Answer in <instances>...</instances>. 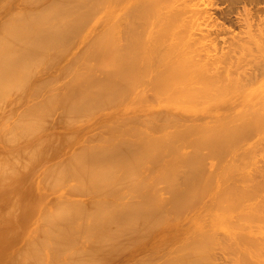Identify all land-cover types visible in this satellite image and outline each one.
I'll return each mask as SVG.
<instances>
[{
  "label": "bare ground",
  "instance_id": "1",
  "mask_svg": "<svg viewBox=\"0 0 264 264\" xmlns=\"http://www.w3.org/2000/svg\"><path fill=\"white\" fill-rule=\"evenodd\" d=\"M174 1L0 0V104L23 103L16 120L0 130V182L8 173L19 180L28 172L30 178L22 189L0 192V206L28 200L32 208L26 210L33 214L25 228L27 241L17 251L20 264H214L208 251L218 242L215 228H194L180 236L174 220L203 195H209L204 210L209 208L212 218L214 210L264 209V163L257 169L252 161L248 169L241 157L253 156L251 149L264 143V0H220L223 6L214 15L212 1H185L194 6L187 7L191 18L199 19L205 31L196 35L198 40L192 38L195 33L187 34L189 41L181 39L188 45L209 42L224 28L231 33L225 37L228 44L239 52L231 54V66L226 60L227 66L213 65L211 53L197 58L200 47L197 57L184 47L180 52L181 40L167 43L171 35L179 38L176 22L185 12ZM110 3L105 21L114 17L113 25L93 32L63 63L89 17ZM214 18L246 34L234 33L223 22L217 28L210 23ZM126 29L130 33L124 35ZM55 67L56 75L44 72L37 79ZM244 81L250 88L238 99L236 88ZM147 89L156 105L145 96ZM200 98L207 104L197 112L192 103ZM244 143H251V149L244 147L251 153L242 150ZM59 152L61 159L46 161ZM259 159L264 161V154ZM178 165L187 168L181 174L185 188L177 181ZM214 175L252 186H235L230 196L222 189L214 194ZM246 218L250 224L235 237L230 233L233 241L225 247L238 254L241 264H264V225L251 224L253 214ZM151 235L157 236L154 247L143 249Z\"/></svg>",
  "mask_w": 264,
  "mask_h": 264
},
{
  "label": "rangeland",
  "instance_id": "2",
  "mask_svg": "<svg viewBox=\"0 0 264 264\" xmlns=\"http://www.w3.org/2000/svg\"><path fill=\"white\" fill-rule=\"evenodd\" d=\"M174 1V0H173ZM186 0H182V2H179V3H177V1L175 0L174 2H176V4H177V6L178 5H181V7L180 6H178L180 9H182V11H185V12H190L189 14H187V13H185L186 15H184V13H182V17H180L179 18V21H180V19H182L181 21L182 22H179V21H177L176 22V28H178V29H176V31H178V30H180V31H178L179 32V38L177 39V38H175L176 37V35L175 36H173V35H171L170 37H169V39H168V41H167V43H169L170 41L173 43V42H175L176 43V41H184L185 40V37L187 36V34H193V33H195L194 34V36L192 35V38H197V36L199 35V33L201 32V30L202 31H205V28H204V26H203V24H201L202 22L199 20V19H196L195 20V18H191L192 17V11H191V6L192 7H194L193 5H191L192 3V1L193 0H187V1H189L191 4L189 5V2L188 3H186L185 2ZM209 1H212V2H210V5L212 4L214 7L216 6V4H217V6H218V8H213V6L211 5V8H210V12L211 13H213V15L215 14L214 12L215 11H217L221 6H223V3H221L220 2V0L218 1V0H207L206 2L207 3H209ZM217 1V2H216ZM184 3H186V4H188V5H185ZM214 3H215V5H214ZM176 4H173V5H175L176 6ZM221 4V5H220ZM210 5L208 4V8L210 7ZM202 6H203V4H202ZM220 6V7H219ZM236 6H238L237 7V9H239L240 7H239V4H236ZM187 7H190V8H187ZM98 8V7H97ZM103 7H100L99 6V8L98 9H96L95 10V12L92 14V16H90L89 18V20H90V22H86V26H85V28L82 30V32H81V34L79 35V36H82L81 38H80V40H79V42H77L78 40H76V42L74 43V44H72L71 45V47L65 52V59H64V61H63V63L66 61V60H68V59H70L69 57H72L73 56V53H76V50H79V47H81L82 46V44H83V42L91 35H94V34H92L93 32H95V34L97 33V32H100L102 29H104V28H106L105 26H109V27H111V25H113V22H111V21H113V18L114 17H109L106 21H105V19L107 18V12H112L111 10H112V3H110L108 6H107V8L105 7V8H103ZM185 8H187V9H185ZM213 8V9H212ZM184 9V10H183ZM215 9V10H214ZM217 9V10H216ZM187 10H189V11H187ZM106 14V15H105ZM185 17H184V16ZM187 15H189V17L187 16ZM112 16V15H111ZM186 17H188V18H186ZM233 18H234V20H237L236 19V17H234V16H232ZM184 18V19H183ZM189 18H191V19H194L193 21L191 20V19H189ZM100 19H102V20H100ZM220 19L221 18H219V20L218 19H213V20H215V21H212V22H210L211 24L212 23H215L216 25H217V28H218V23L219 22H223V26L225 27H231L232 29H233V32L234 33H237V32H240V30H239V28L238 27H233V26H230V23L228 22V21H224L223 19H221V21H220ZM98 20H100V22H103V24L101 25V24H99L98 25V23H99V21ZM218 20V21H217ZM223 20V21H222ZM197 22V21H199V22H197V25L194 23V22ZM112 24H111V23ZM178 22L179 23H181L180 24V26H179V24H178ZM201 22V23H200ZM218 22V23H217ZM226 22V23H225ZM111 24V25H107V24ZM229 23V24H228ZM97 24V25H96ZM198 24H200V25H198ZM227 24V25H226ZM177 26H179V27H177ZM214 26V25H213ZM199 28H201V29H199ZM235 28H236V30H235ZM238 28V29H237ZM123 29H125V27H123ZM223 29L224 28H222V29H220V30H218L217 31V36H220V37H217L214 33H212V35H211V42L209 41L208 42V40H203L202 41V39L201 40H199V42L198 41H194L193 43H191L192 45L193 44H195V45H191V44H189L188 45V43H187V41H186V43H185V41L182 43L181 41V49H179V51L181 52V51H183V49L185 50V51H192V52H196L195 54L194 53H192V54H194L195 55V57H197V56H199L200 55V53H198L199 51H200V49H201V55H200V57H197V58H203L204 57V55H205V58H203V59H201V60H204V59H207V58H209L207 55L208 54H210V55H212V57H213V55L214 54H216V55H214V57L212 58L211 56V58H209L210 60L212 59V62H213V60H214V62H213V65H215V64H217V65H220V66H231V64H233V63H231V64H228V63H230L231 61L233 62L234 60H232V56H231V54L234 56V54L236 55V56H238V51H237V48L235 47L234 48V44L232 45V47H231V45H229L228 43V40L226 39V38H230V35H231V33H229L228 31L226 32V31H223ZM239 30V31H238ZM244 30V29H243ZM128 30L126 29V31H125V33H124V35H126V33L128 34V33H130L129 31L127 32ZM236 31V32H235ZM85 32V33H84ZM184 32V33H183ZM222 32V33H221ZM226 32V33H225ZM242 32V31H241ZM241 32L240 33H237L238 35H243L245 32H243L242 34H241ZM83 33V34H82ZM229 33V34H228ZM180 34H182V36L180 35ZM214 34V35H213ZM223 36H222V35ZM227 34V35H226ZM246 34V33H245ZM197 35V36H196ZM225 35V36H224ZM229 35V36H228ZM122 36H123V34H122ZM244 36V35H243ZM112 37V36H111ZM125 37H127V36H125ZM188 37L189 36H187L186 37V39L189 41V39H188ZM215 37V38H214ZM222 37V38H221ZM226 37V38H225ZM171 38H172V40H171ZM184 39V40H182V39ZM220 38V39H219ZM79 39V38H78ZM124 39V38H123ZM122 39V40H123ZM214 39H216V40H214ZM226 39V40H225ZM176 40V41H175ZM192 40V39H191ZM197 40H198V38H197ZM204 41H205V43H204ZM210 44L211 43V45H212V43L214 44V41H215V43H216V46H214V45H212V46H214V47H216V48H213L211 45H208V43ZM213 41V42H212ZM227 41V42H226ZM170 42V43H171ZM196 42V43H195ZM203 42V43H202ZM175 43H173V44H175ZM202 43V44H201ZM223 43V44H222ZM180 44H178L179 46H177L178 48L180 47ZM222 44V45H221ZM225 44V45H224ZM186 45H188L187 47H189V49H191V50H187V48L185 47ZM197 45H198V47H197ZM206 45V46H205ZM224 45V46H223ZM228 46L229 48L228 49H224L223 47H225V46ZM205 47V48H203V47ZM208 46V47H207ZM217 46H218V48H217ZM221 46V49H224L223 50V52H225V54L223 55L222 53L223 52H221V54L219 53L220 52V47ZM182 47H184V48H182ZM192 47V48H191ZM200 47V49H197V48H199ZM198 50H196V49ZM232 48V49H231ZM214 49H216V50H214ZM220 49V50H219ZM235 51H234V50ZM178 49L176 48V51H177ZM212 52H211V51ZM227 50H229V51H227ZM233 50V51H232ZM215 53H214V52ZM232 51V52H231ZM206 52V53H205ZM229 52V53H228ZM231 52V53H230ZM234 52H236V53H234ZM203 53H204V55H203ZM218 53V54H217ZM234 53V54H233ZM229 55V56H227V55ZM197 55V56H196ZM217 55H219V56H217ZM221 55H222V57H221ZM202 56V57H201ZM229 57H230V59H229ZM235 57V56H234ZM233 57V58H234ZM220 58V59H219ZM218 59V60H217ZM224 59V60H223ZM229 61H228V60ZM217 60V61H216ZM219 60H222V61H219ZM226 60V61H225ZM216 61V62H215ZM224 61L226 62V64H224ZM220 62V63H219ZM228 62V63H227ZM223 63V64H222ZM222 64V65H221ZM59 67V66H58ZM58 67H57V69H56V67L53 69L52 68V70H46V71H43L42 72V74H37L36 76H37V79H43L44 78V75H43V73L45 74V75H50V74H55L56 75V71L55 70H57V71H59L58 70ZM241 69H242V67H240ZM240 68H239V70H240ZM53 70H54V73H52L53 72ZM246 70V69H245ZM240 71H243V69L242 70H240ZM240 71H238L239 73H241ZM247 71V70H246ZM60 72V71H59ZM58 74V73H57ZM242 74V73H241ZM40 77H39V76ZM47 75V76H48ZM35 76V77H36ZM39 77V78H38ZM243 82V81H242ZM241 82V84L243 85L244 83H245V81H244V83H242ZM240 85L239 87L240 88H236L237 89V93L235 94V97H238V99H242V97L243 96H241V93H243V92H245V91H247L249 88H250V84L248 83V84H246L245 83V85ZM27 91V90H26ZM148 91V92H147ZM151 90H146V92H144V94H145V96L146 97H148V101H149V103L151 102V104H155L156 105V100L155 99H153V97H154V95L152 96V93L150 92ZM240 94V95H239ZM244 94V93H243ZM151 96H152V98H151ZM204 99V98H203ZM151 100V101H150ZM201 100V101H200ZM36 101V100H35ZM35 101H33V102H35ZM195 101H198L197 103L195 102ZM194 102L196 103H192V105L194 106V107H192V108H194L197 112H198V110H200V107L201 106H204V105H206L207 103L205 102H202V98H200V99H197V100H195ZM200 102H202V103H200ZM7 103V102H6ZM10 103V104H9ZM200 103V104H199ZM8 104H9V106H6L5 104H0V130H1V128L4 126V125H7V124H9V123H13L15 120H16V118H17V116L20 114V112H21V110H22V107H23V103H16V102H9L8 101ZM205 120H207V119H205ZM254 138H255V140H256V136H254ZM262 139V138H261ZM254 139L253 140H251V141H255ZM264 142V139H262V140H260V142ZM1 143V142H0ZM251 144V143H250ZM250 144H248V143H244V145H243V149L242 150H244L246 153L249 151L248 149H251L250 148ZM248 145H250L249 147H248ZM260 144H257V146H259ZM262 145H264V143H261V145H260V147L259 148H255L256 149V151H255V149H251L252 151H254L252 154H253V156H251V155H249L248 153L247 154H245V153H243V155L241 156L242 157V159H243V157L245 158L243 161H245V162H247V164H249L248 165V169H250L252 166V161H253V163H255V167L258 169V166H256V165H261L262 163H264V161H261V159H259V156H260V158H261V156H262V154H264V151H258V149L260 150V149H262V150H264V148H261L262 147ZM248 147V149H246V148H244V147ZM3 149V148H2ZM5 150H6V152H12V150H7L8 149V147H6V148H4ZM62 151V149L60 150V152ZM243 151V152H244ZM60 152H59V154H58V157H54V158H49V159H47L46 161H49L50 163L49 164H52V163H54V162H56L58 159H61V157H62V155L63 154H60ZM259 152V153H258ZM61 153H63V152H61ZM249 153H251V151H249ZM258 154V155H257ZM251 156V157H250ZM228 157H230V156H227L226 157V159L227 160H229L230 158H232V156L228 159ZM241 159V160H242ZM256 159V160H255ZM207 161H206V163H205V167L207 168V170L209 171V167H210V163L209 162H211L212 160H208V158L206 159ZM231 160V159H230ZM209 161V162H208ZM249 162V163H248ZM262 165H264V164H262ZM260 166V167H262V168H264V166ZM251 166V167H250ZM182 167H186V166H180V168H179V165H178V173H177V176L180 174V176H181V174L183 175V173H184V171H186L187 170V168H182ZM246 168V169H247ZM184 170V171H183ZM216 171L217 172H219V168H217L216 169ZM217 174V173H216ZM29 173L28 172H25V173H23L22 174V176H20L19 177V180L15 177V176H13V173H8L7 174V178H6V181L4 182H0V192H1V194H10V193H12L13 191H15V190H19V189H22L23 188V186L26 184V182H28V181H30V178H29ZM179 176V179L177 180L178 181V183L180 182V184H181V186H182V188L184 187L185 188V186H186V184L185 183H183L182 181V176L180 177ZM219 177H217V176H215L214 175V177L211 179V187H212V190H213V193L215 192L216 193V191L218 192V191H220L221 189H222V191H224L225 193H226V191H227V194L226 195H229L230 193H232V191L231 190H233L234 188H236V187H239V185H245V186H252V182H249L250 184H247L248 182H246L245 181V183H244V181H242L243 183H241V181L238 179H232V181H233V183H234V185L232 184V183H230L229 184V179L228 180H224V179H222V177L220 176V175H218ZM28 177V178H27ZM178 178V177H177ZM180 178H181V181H179L180 180ZM16 179H17V181H16ZM28 179V180H27ZM27 180V181H26ZM214 180V181H213ZM177 181L175 180V182H176V184H177ZM224 181V182H223ZM231 181V182H232ZM239 181V182H238ZM175 182H174V186L176 185L175 184ZM222 184H221V183ZM236 182V183H235ZM238 182V183H237ZM180 184H179V187H180ZM229 184V185H228ZM184 185V186H183ZM238 185V186H237ZM170 186V185H169ZM178 185H176L175 186V188L177 187ZM232 186V187H231ZM236 186V187H235ZM242 186V187H243ZM241 187V188H242ZM251 188V187H250ZM169 188H167V190H168ZM219 189V190H218ZM226 190V191H225ZM221 191V193H224V192H222ZM167 193H168V191H167ZM214 193V194H215ZM220 193V194H221ZM230 196V195H229ZM203 197V198H202ZM201 198H200V202L198 203V201L199 200H197V204L196 203H194V204H196V205H194L192 208L190 207V209H186L187 211L185 212V211H183L182 212V216L181 217H179V218H177L176 220H174V221H176V224L178 225V226H180L179 227V229H178V231H180V233L178 232V234L181 236L184 232H186V233H189V232H187V231H190V230H194V228L196 229V228H199L198 230H200V231H203V232H208L207 230L210 228V227H214L215 228V232H217V234L215 233V232H213V233H215V236H217V240H218V242H217V244H215V246H212L211 248L213 249V250H211V248H210V250L208 251V253L209 252H211L210 254H211V259H212V261H213V263L214 264H241L240 263V257H238L237 258V256H238V254H236V253H233L232 251H229L228 252V250L226 249V245L225 244H227V243H229V242H232L233 240V237L232 238H230L231 236H228L230 233L232 234V233H234V234H232V236L234 235V237H235V234L236 233H238V232H240L241 231V228L242 227H244L245 225H246V223H247V220H250V219H248V218H246V215H247V217L249 216V213L250 214H253L255 217H256V219H254L253 221H251V224H253V225H260V226H262V225H264V221H262V220H264V217H261L260 218V216H264V213H261V212H264V211H262V210H264V209H262L261 211L260 210H258V207H254V209H252V208H246L245 206H243V207H245V208H242L241 209V211L242 212H240V214H239V212L237 211V209H235V210H232V211H229V212H221V214H219V210H214V211H212V213H213V215H214V217L212 218L211 217V213H209L208 211H210L211 212V210H208V209H206V210H204L205 209V207H206V205H207V203L209 202V200H208V197H209V195H207V196H205L204 197V195L202 196ZM206 199V200H205ZM254 198H252L251 200H253ZM256 199V198H255ZM262 199H264V198H262ZM5 200H7L6 199V197H5ZM257 200V199H256ZM204 201V202H203ZM15 202V203H14ZM253 202H254V204H255V202L256 201H254L253 200ZM65 204V202H63V201H61V203H60V205H64ZM210 203V202H209ZM18 206H17V205ZM60 205H58V206H60ZM256 205V204H255ZM16 206V207H15ZM1 207V206H0ZM15 207V208H14ZM27 207H30V208H32V206H31V204L29 205L28 204V200H26V201H19V200H17L16 201V199L13 201V202H6V203H3V207H1L0 208V262L1 261H3L2 263H0V264H20V262H21V258H22V255H21V253H20V255H19V253H17V251L20 249V247L22 246V244L23 243H25L27 240H26V236H27V234H28V232H26V225L28 226V224H30L31 223V221H32V217H33V214L32 213H28V211L26 210V208ZM56 207V206H55ZM62 207H64V206H62ZM54 208V207H53ZM61 208V207H60ZM203 208V209H202ZM15 209V210H14ZM17 209V210H16ZM58 209H59V207H58ZM250 209L251 211L253 210V213H251L250 212V210L248 211V210ZM202 210V211H201ZM238 210H240V208L238 209ZM245 210V212H243ZM256 210V211H255ZM258 210V211H257ZM14 211V212H13ZM55 211H57V209H55ZM216 211V212H215ZM217 211H218V214H217ZM247 211V212H246ZM13 212V213H12ZM54 212V210L52 211V212H50L51 214ZM184 212H185V214H184ZM50 213H48L47 214V216H49V217H53L54 215H55V213L56 212H54L53 214L54 215H52V216H50ZM243 213H245V214H243V216H242V214ZM57 214V213H56ZM260 214V215H259ZM262 214V215H261ZM26 215V216H25ZM30 215L32 216V217H30ZM210 215V216H209ZM13 216V218L14 219H12L11 217ZM55 216H57V215H55ZM257 216H259L258 218V220H257ZM211 217V218H210ZM243 217V218H242ZM31 220H30V219ZM229 218V219H228ZM247 220H246V219ZM29 221H28V220ZM35 219L36 220H34V222L36 223V221H38V218L35 216ZM41 219V218H40ZM180 219V220H179ZM213 220V222L212 221H210L209 222V220ZM215 219H216V222H215ZM228 219V220H227ZM226 220V221H225ZM244 220H246V222L244 221ZM16 221V222H15ZM222 221V222H221ZM224 221V222H223ZM28 222V223H27ZM240 222V223H239ZM250 222V221H249ZM247 223V224H250V223ZM26 223V224H25ZM215 223H217L218 224V226L216 225V227H215ZM224 223V224H223ZM243 223H244V225H243ZM13 224V225H12ZM22 224H24L23 225V227H22ZM8 225L10 226L11 225V227H8ZM194 225V226H193ZM214 225V226H213ZM243 225V226H242ZM16 226H18V227H16ZM233 226V227H232ZM8 227V228H7ZM25 230H23L22 228ZM182 227V228H181ZM6 228V229H5ZM12 228H14V230L12 229ZM213 228V229H214ZM245 228V227H244ZM10 229H12L11 231H10ZM21 229V230H20ZM213 229H211V230H213ZM219 229V230H218ZM243 229V228H242ZM182 230H184L183 232H182ZM205 230V231H204ZM218 230V231H217ZM245 230V229H244ZM24 231V232H23ZM214 231V230H213ZM24 233V235H23V233ZM8 233V234H7ZM226 233H228L227 235H225ZM7 234V235H6ZM185 234V233H184ZM257 234V233H256ZM18 235V236H17ZM219 235V236H218ZM221 235L223 236V237H221ZM15 236V237H14ZM229 237V238H227V237ZM156 237L157 236H155V235H151L149 238H148V240L143 244L142 243V245L141 246H143V249H145L146 248V250H152V249H150V246H151V248H153L154 247V245H155V240H156ZM218 237H220V238H225V240L223 239L222 241H221V239L220 238H218ZM19 238V239H18ZM227 239V240H226ZM22 240V241H21ZM230 240H232V241H230ZM152 241H154V245H153V243H152ZM227 241H229V242H227ZM225 242H227V243H225ZM14 243H16V244H14ZM220 243V244H219ZM225 243V244H224ZM9 244V245H8ZM152 244V245H151ZM222 244V246H223V248H222V246H220ZM8 246H9V248H8ZM11 246V247H10ZM29 248V247H28ZM27 248V249H28ZM148 248V249H147ZM221 248V249H220ZM42 248H40V250H41ZM240 249V248H239ZM28 253L31 255L32 254V252L31 251H28ZM39 253V251L37 252V251H35V254H38ZM18 256H17V255ZM210 254H209V256H210ZM16 255V256H15ZM14 256V257H13ZM137 256V255H136ZM17 257V258H16ZM19 257V258H18ZM14 258V259H13ZM240 258V259H239ZM236 259V260H235ZM239 259V260H238ZM13 260V261H12ZM14 260H16L15 262H14ZM238 260V261H237ZM13 263H12V262ZM122 262V261H121ZM107 264H115V262H109V263H107ZM121 264H124V263H121Z\"/></svg>",
  "mask_w": 264,
  "mask_h": 264
}]
</instances>
